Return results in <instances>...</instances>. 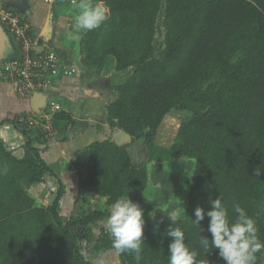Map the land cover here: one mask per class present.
<instances>
[{
    "label": "trees",
    "instance_id": "1",
    "mask_svg": "<svg viewBox=\"0 0 264 264\" xmlns=\"http://www.w3.org/2000/svg\"><path fill=\"white\" fill-rule=\"evenodd\" d=\"M103 2L109 19L83 33L81 65L100 73L105 60L112 58L115 73L128 76L109 88L115 98L105 106L108 132L88 146L78 186L105 199L104 207L91 208L80 194L87 206L77 218L63 217L59 207L65 186L38 147L41 137H51L42 129L34 133L17 119L0 121L25 138L21 154L7 150L0 138V264H90L82 253L89 245L95 256L115 252L107 229L101 227L94 238L93 227L105 220L121 195L129 192L133 202L143 204L149 163L176 160L194 165L182 208L157 206L145 223L139 262L134 253L115 254L120 264H169L171 239L166 231L172 224L185 231V242L197 251L198 262L225 264L211 242L207 250L200 244L201 236L212 239L207 216L200 226L192 220L197 207L206 213L209 199L221 198L230 221L239 205L255 219L264 241V0ZM48 111L46 107L43 115ZM171 112L186 114L173 142L158 145L159 131ZM52 118L53 128L54 123H74L63 111ZM116 126L137 143L138 160L112 143ZM257 167L260 176L254 175ZM47 178L55 181L54 199L39 207L29 189ZM156 224L159 231L154 232ZM263 254H256L257 264H262Z\"/></svg>",
    "mask_w": 264,
    "mask_h": 264
},
{
    "label": "crops",
    "instance_id": "2",
    "mask_svg": "<svg viewBox=\"0 0 264 264\" xmlns=\"http://www.w3.org/2000/svg\"><path fill=\"white\" fill-rule=\"evenodd\" d=\"M80 2L81 0H76L77 5ZM0 3H3L1 7L18 12L30 23L41 49L48 47L61 61L77 70L71 77H56L48 89L41 91L49 101L60 106V111L69 114L74 123H54L51 138L44 140L41 137L38 147L45 150L43 156L46 163L65 186L62 205L68 208L74 202V207H82L80 194L86 196L87 193L79 189V175L86 169L88 146L105 139L108 132L104 115L105 106L115 98L109 89L116 85L110 81L112 73L109 72L114 61L107 58L100 73L87 71L81 65L79 43L85 31L77 33L79 40L67 38V33L73 31V17L80 11L73 5V0H61L52 5L45 4L43 0H0ZM3 30L6 39L2 41L4 48L0 54V65L6 60L19 57L21 53L14 38L5 28ZM105 90L109 93L104 94ZM31 98L18 97L12 83L0 81V121H12L18 117L40 118L31 106ZM99 126L103 130H99ZM40 130L41 127L37 126L33 131L36 133ZM0 138L7 150L21 154L25 138L11 124L0 126ZM54 182L47 178L45 184L29 189L35 203L40 202L39 197L44 189L54 188Z\"/></svg>",
    "mask_w": 264,
    "mask_h": 264
},
{
    "label": "clouds",
    "instance_id": "3",
    "mask_svg": "<svg viewBox=\"0 0 264 264\" xmlns=\"http://www.w3.org/2000/svg\"><path fill=\"white\" fill-rule=\"evenodd\" d=\"M73 5L80 11L73 17V31L67 33L69 40H79L77 33L95 30L109 19V9L103 0H97L96 3H92V0H81L78 5L73 0ZM261 172L260 167H257L254 175L260 176ZM128 193L114 200L109 207V214L102 222L112 238V249L117 254L134 253L135 260L139 262L142 259L145 220L143 209L130 199ZM209 204L211 207L206 213L197 207L194 212L195 219L192 220L195 225L200 226L205 216L208 218L207 230L212 239L210 241L201 236V246L207 250L211 242V247L218 250V255L225 264H257L256 254L264 253V241L258 236L255 219L244 208L235 205V219L230 221L228 210L221 198H210ZM160 222L163 223V220ZM156 231H159V224L154 225V232ZM166 235L171 239L168 245L169 264H208L207 260L197 261V251L189 249L185 242V231L179 226L173 227L170 224Z\"/></svg>",
    "mask_w": 264,
    "mask_h": 264
},
{
    "label": "rangeland",
    "instance_id": "4",
    "mask_svg": "<svg viewBox=\"0 0 264 264\" xmlns=\"http://www.w3.org/2000/svg\"><path fill=\"white\" fill-rule=\"evenodd\" d=\"M109 72L112 73V75H110V81L113 85L120 84L128 76V73L122 75L116 74L114 71V66L113 68L109 69ZM185 114L186 113L171 112L165 117L163 126L159 131L157 140L158 145L169 146L173 142L177 127ZM138 157L135 160H138ZM193 166V161L190 160H176L172 163L161 164L149 163L147 165L149 173V185L145 192L143 204L140 205V207L143 209V218L145 223L152 220L153 212L158 205H163V208L177 206V210L182 208L185 191L188 186V177L193 170ZM48 184L51 185L49 182ZM55 191V183L54 188L51 189L50 187L49 189H44V193L39 197L40 202H38V204L36 203V206L44 207L51 204L54 199ZM84 197L88 202H92L90 204L91 208L96 210L103 209L105 199H99V197L88 193ZM72 203H70L68 208H66V206L62 205L63 203L60 201L59 213L66 219L70 217L77 218L82 212L81 210L87 206L82 203L83 206L78 208L74 207ZM102 221L104 220L99 221L97 225L93 227L94 238L99 235V229L101 227L106 228ZM90 247L91 245L82 251L84 258L90 264H120L115 252L110 251L99 257L92 253ZM260 259L261 263L264 264V254Z\"/></svg>",
    "mask_w": 264,
    "mask_h": 264
},
{
    "label": "built area",
    "instance_id": "5",
    "mask_svg": "<svg viewBox=\"0 0 264 264\" xmlns=\"http://www.w3.org/2000/svg\"><path fill=\"white\" fill-rule=\"evenodd\" d=\"M58 1L61 0H43L47 5ZM0 26L6 29L20 47L19 57L0 65V81L12 83L18 97H32L34 92L48 89L56 77H71L77 73L75 67L61 61L54 51L45 46L41 49L30 23L17 12L0 8ZM46 107L49 111L40 120L18 117L16 122L31 130L40 126L46 138H49L54 129L52 115L61 108L53 101H49Z\"/></svg>",
    "mask_w": 264,
    "mask_h": 264
},
{
    "label": "water",
    "instance_id": "6",
    "mask_svg": "<svg viewBox=\"0 0 264 264\" xmlns=\"http://www.w3.org/2000/svg\"><path fill=\"white\" fill-rule=\"evenodd\" d=\"M3 5V3H0V8ZM0 54L3 51L4 42L6 39V34L2 27H0ZM104 94H108L109 91L105 90ZM49 100L46 97V95L42 92H34L32 94L31 98V106L34 110V112L37 113V115L42 116L43 112L48 104ZM111 141L114 145L117 147L125 148L131 155V159L134 161L138 157V145L135 143V140L127 134L125 131H123L119 126H116L111 134Z\"/></svg>",
    "mask_w": 264,
    "mask_h": 264
}]
</instances>
